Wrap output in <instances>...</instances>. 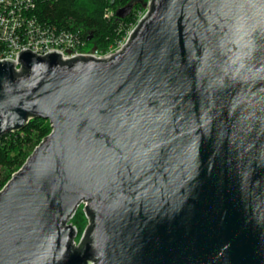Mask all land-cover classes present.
<instances>
[{
	"label": "water",
	"instance_id": "1",
	"mask_svg": "<svg viewBox=\"0 0 264 264\" xmlns=\"http://www.w3.org/2000/svg\"><path fill=\"white\" fill-rule=\"evenodd\" d=\"M18 60L0 138L52 132L0 191V264H264V0H151L110 59Z\"/></svg>",
	"mask_w": 264,
	"mask_h": 264
},
{
	"label": "trees",
	"instance_id": "2",
	"mask_svg": "<svg viewBox=\"0 0 264 264\" xmlns=\"http://www.w3.org/2000/svg\"><path fill=\"white\" fill-rule=\"evenodd\" d=\"M144 1L59 0L54 3H42L38 13L42 20L60 28L82 31L85 39L92 33L94 37L91 43L102 49L109 47L120 38L123 26L128 28L135 24L138 9ZM130 5L133 6V10L124 19L114 18L107 21L103 18L106 7L110 6L118 10ZM51 132L52 127L48 121L33 118L22 131L9 133L0 138V191ZM89 232L90 229L88 234Z\"/></svg>",
	"mask_w": 264,
	"mask_h": 264
},
{
	"label": "built area",
	"instance_id": "3",
	"mask_svg": "<svg viewBox=\"0 0 264 264\" xmlns=\"http://www.w3.org/2000/svg\"><path fill=\"white\" fill-rule=\"evenodd\" d=\"M56 1L59 0H0V60L11 59L16 63L15 68L21 69L18 55L26 50L40 57L57 52L64 60L75 57L111 58L129 44L151 6L150 3L148 11L138 15L135 24L127 30L121 29V39L102 50L97 46L90 47L93 39L87 41L82 31L60 28L41 19L39 6ZM103 18L107 21L117 18V10L106 7Z\"/></svg>",
	"mask_w": 264,
	"mask_h": 264
},
{
	"label": "rangeland",
	"instance_id": "4",
	"mask_svg": "<svg viewBox=\"0 0 264 264\" xmlns=\"http://www.w3.org/2000/svg\"><path fill=\"white\" fill-rule=\"evenodd\" d=\"M150 3H151V0H145L143 5L138 9V12H137V15H136V18H138V15H143L144 13H146L149 9V6H150ZM115 8H113L114 10ZM116 10V9H115ZM131 27V25L129 26ZM128 27V28H129ZM126 27L123 26L122 29H125ZM126 28V30L128 29ZM125 32V30H124ZM126 34L124 33V37L126 38L125 36ZM123 37V35L120 36V39ZM124 38V39H125ZM123 40V39H122ZM93 43L90 44V47H93ZM108 47H105V48H102V50H105L107 49ZM85 204H82L78 210H77V213L76 215L72 218V220L70 221L71 224H73L77 230H78V233H77V237H76V244L78 245L79 242L81 241V238L82 236L84 235L85 231L87 230V228L89 227V219L85 213Z\"/></svg>",
	"mask_w": 264,
	"mask_h": 264
},
{
	"label": "bare ground",
	"instance_id": "5",
	"mask_svg": "<svg viewBox=\"0 0 264 264\" xmlns=\"http://www.w3.org/2000/svg\"><path fill=\"white\" fill-rule=\"evenodd\" d=\"M107 59H110V58H107Z\"/></svg>",
	"mask_w": 264,
	"mask_h": 264
}]
</instances>
